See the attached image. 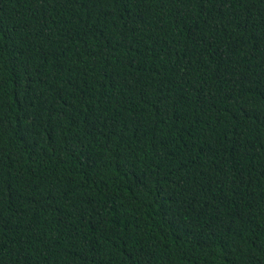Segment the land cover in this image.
<instances>
[{"label":"trees","instance_id":"obj_1","mask_svg":"<svg viewBox=\"0 0 264 264\" xmlns=\"http://www.w3.org/2000/svg\"><path fill=\"white\" fill-rule=\"evenodd\" d=\"M0 264H264V0H0Z\"/></svg>","mask_w":264,"mask_h":264}]
</instances>
